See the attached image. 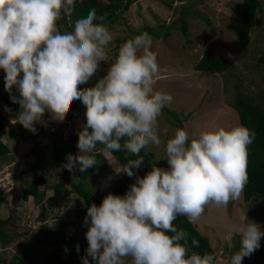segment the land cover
I'll return each instance as SVG.
<instances>
[{
  "label": "clouds",
  "instance_id": "1",
  "mask_svg": "<svg viewBox=\"0 0 264 264\" xmlns=\"http://www.w3.org/2000/svg\"><path fill=\"white\" fill-rule=\"evenodd\" d=\"M67 4L73 0H0V70L5 92L20 107L15 119L33 134L35 124H52H43L46 112L57 121L73 101L85 106V123L77 133L79 154H68L63 164L70 173H85L97 164L93 153L98 144L104 154L124 151L136 157L149 144L160 146L158 118L173 97L154 91L159 69L147 33L121 45L93 87L79 88L108 60L113 37L95 9L80 14L71 32H61L56 22L62 10L71 13ZM13 89L18 96L11 94ZM61 123L68 121L53 124ZM252 139L247 128L236 126L201 131L189 143L187 131L176 129L165 146L167 169L154 165L143 177L136 176L123 196L109 193L99 206L87 207L88 247L82 264H89L87 257L94 264H216L211 254L189 255L187 233L173 222L184 216L195 223L210 202L227 206L241 198ZM142 164V158L129 160L116 173L133 177ZM233 235H239L240 247L229 264H242L261 247L264 230L250 221L227 238ZM191 245L198 248L199 241L192 238Z\"/></svg>",
  "mask_w": 264,
  "mask_h": 264
},
{
  "label": "rangeland",
  "instance_id": "2",
  "mask_svg": "<svg viewBox=\"0 0 264 264\" xmlns=\"http://www.w3.org/2000/svg\"><path fill=\"white\" fill-rule=\"evenodd\" d=\"M163 2H166L169 8H166ZM261 2L264 5V0ZM241 3L242 0H136L110 31L113 39L106 51L107 61L111 63L123 45L119 44L121 38L128 36L129 39H133L138 30H143V33L147 34H150L149 30L155 31L153 35H149L152 38L150 50L157 57L159 69L154 77L153 88L154 91L172 95L173 101L166 109L174 114V117L167 118L165 110H162L156 129L161 144L160 146L149 144L144 149V152L154 159L156 167L167 169L166 142L174 136L178 128L187 131L190 143L201 131L221 127L230 130L241 126L235 111L229 107L235 92L261 99L264 104V65L259 63V58L264 57V13L257 16L250 33L249 47L244 52L239 47L235 30L240 22ZM183 23L186 27V37L181 31ZM57 27L61 32L65 31L62 25ZM165 32L170 36L164 38ZM159 35L161 37L157 38ZM209 52L216 53L230 64L223 74L206 76L194 71L195 64ZM1 76L4 84L3 71ZM11 94L17 95L15 89ZM63 121L67 122V111L63 118L57 121H50L47 112L43 117V124ZM81 129L78 122L68 124L63 138L68 140ZM14 132L16 130L10 125L0 134V140L10 152L6 158H0V177H9L12 185L11 188H4L5 182L0 180V192L2 191L9 199L6 204L3 197L0 200V219H5L12 213L14 226H11L9 231L23 237L15 239L14 243L6 248L7 254L3 257L9 260L10 256L15 254L24 264H44L56 252V248L44 244L51 242L53 246L64 250L58 253L63 264H75L70 257L66 259L68 256L66 253L75 252L74 244L69 241L63 242V238L66 237L60 235H72L88 247L85 238L87 225L83 223L86 208L73 194L65 205L57 206L45 219H41L40 208L31 200L23 201L21 193L26 188L30 176L27 169L35 161L29 151L31 142L38 143L42 140L43 146L46 142L40 136L31 138L27 134L20 136V140L13 137L11 140L10 134ZM40 147L43 148L41 145ZM100 154H104L103 151H100ZM46 156L49 157L47 152ZM104 156L110 161L105 172L90 181V184H95L98 188L107 186L104 184L105 178L109 181L111 171H115V175L112 173L113 177L118 172L110 155ZM43 169V172L39 173L43 174L44 178L51 179V182L58 177L56 170L51 166ZM118 176L123 178L122 173H117ZM51 195L52 192L46 193V197ZM68 208L76 210L78 216L67 219L64 215ZM245 216L264 230V204L260 201L245 204L242 194L239 200L230 201L227 206H216L210 202L205 206L204 214L193 223L199 233L208 239L215 254L216 264H229L240 237L239 235H233L232 239L227 237L229 233H235L240 226L250 222ZM49 233L59 236H51ZM39 240L44 243H39ZM260 244L264 249V237ZM3 249L0 247V253ZM76 255L82 264V258L86 256L80 252H76ZM24 256L27 259H23ZM88 261L90 264L89 259ZM248 263L264 264V257L249 258ZM128 264H131L130 260Z\"/></svg>",
  "mask_w": 264,
  "mask_h": 264
},
{
  "label": "trees",
  "instance_id": "3",
  "mask_svg": "<svg viewBox=\"0 0 264 264\" xmlns=\"http://www.w3.org/2000/svg\"><path fill=\"white\" fill-rule=\"evenodd\" d=\"M136 0H73V4H67V8L72 9L71 13L65 12L62 10L60 18L57 20V26H63L65 31L71 32L72 25L75 19L79 17L80 14L84 13L88 9H95L96 15L98 17H103L102 23L109 29L112 30L115 27L116 23L119 22L120 17L125 14L132 4ZM166 8H169L166 2H163ZM240 22L236 27V37L239 47L242 51H247L250 44V33L256 18L258 15L264 13V5L261 0H242L240 7ZM94 23H101V21H94ZM184 37H186V27L185 23L181 28ZM122 32H125L122 30ZM155 31L149 30L148 35H153ZM136 36L143 34V30H138ZM141 33V34H140ZM164 38L170 36L168 32H165ZM128 37V36H127ZM121 38L119 44H124L128 41V38ZM161 35L157 36V38ZM130 40V39H129ZM259 63L264 65V57L259 58ZM111 62L105 61L101 62L100 67L94 77L90 79L88 84L78 85L79 88L93 87L98 79L102 78L106 72ZM230 64L222 57L217 55L214 52H209L204 55L194 66V71L202 73L206 76H215L223 74ZM2 70H0V134L8 126H13L16 130L14 134H10V139L17 140L20 136L29 135L31 138H34L36 134L40 136L45 142V146L41 149L39 148V143L32 141L29 151L33 158H35L34 163L27 169L30 173L29 182L26 188L22 191L23 201H32L34 205L40 208L39 216L41 219H45L49 212L54 210L57 206L65 205L71 195H76L78 200L82 202L83 206L87 209L91 204H96L99 206L102 199L109 193L113 195L123 196L125 192L129 189V186L135 183L136 176L143 177L148 171L151 170V167L154 166V159L147 155L144 152V149L140 152L139 157L127 154L124 151L112 152L110 153V158L115 162V169L120 170V168L128 163L129 160H135L137 158H142L144 164L140 168L135 169V175L133 177H128L123 174V178L113 177V172L109 174L110 179L105 178L106 187L101 186L98 188L95 184H90V181L102 173L105 172L109 160L105 158L104 154H100L102 151V146L97 145L96 151L93 153L97 164L89 168L87 172L81 173L78 169H74L73 172L63 168V164L66 163V156L68 154L78 155L79 149L77 148L78 135L65 140L63 138L64 130L67 128L68 124H73L78 122L81 127L85 123V106L79 101H73L67 109V121L68 124H48L42 125L41 123L35 124L34 126L37 129L36 134L25 130L21 125L18 124V121L15 119L20 111L18 104L12 103L10 100L9 93L5 92L4 84L1 79ZM18 96V93L17 95ZM232 108L238 118L239 124L247 128L252 134L253 139L251 144L247 146V176L248 182L242 192L243 202L245 204L251 201H260L264 204V104L261 99L251 97L248 95H242L238 92H235L233 101L229 106ZM10 110V111H9ZM166 112V117H174V114L168 112L166 107L163 109ZM82 130V129H81ZM24 134V135H23ZM14 135V136H13ZM9 139V140H10ZM10 140V141H11ZM123 142V141H122ZM46 152L49 154V157L46 156ZM10 154L7 146L0 140V158H6ZM53 167L58 177L51 182V179L43 176L39 172H43V168ZM74 177H79L78 179H73ZM117 178V179H116ZM47 192H52V195L46 197ZM13 194V192H12ZM3 199L7 202L6 196L4 197L0 193V200ZM70 211H75L71 209ZM68 211V212H70ZM65 213L64 216H66ZM14 216L11 213L5 219H0V247L4 248L0 253V264H24L21 258L17 257L15 254L11 255L9 260L5 256L6 248L13 244L15 239H21L23 236H17L15 233H11L9 228L13 225ZM174 226L178 230H183L187 233L188 239V248L189 255L192 252L203 254H211L215 257V254L210 246L208 239L202 236L197 227L193 223H189L187 218L184 216H178L177 219L173 222ZM51 236H59L57 234H51ZM173 235V233H169ZM25 236V235H24ZM61 237L64 241H69L74 244L75 252L66 253L72 259L75 264H80L77 259L76 252H80L83 255L86 254L87 246H84L82 242L75 239L72 235L61 234ZM192 238H195L199 241V247H193L191 245ZM39 243H44V241L39 240ZM183 243V241H181ZM45 245H51L55 249V254H52L44 264H63L59 252H64L61 247L53 246L51 242L44 243ZM240 241L238 242L237 248L234 249V254L239 250ZM252 257L263 258L264 249L259 248L251 256L245 257L242 261V264H249L248 259ZM27 259V257H23ZM66 259L64 261H66ZM90 264H94L91 257H88ZM129 260H126L128 264Z\"/></svg>",
  "mask_w": 264,
  "mask_h": 264
},
{
  "label": "built area",
  "instance_id": "4",
  "mask_svg": "<svg viewBox=\"0 0 264 264\" xmlns=\"http://www.w3.org/2000/svg\"><path fill=\"white\" fill-rule=\"evenodd\" d=\"M7 175V174H6ZM2 177V176H1ZM0 177V180H2V181H4L5 182V184L3 185L4 186V188H11L12 187V185H11V181H10V178L9 177H7V176H5V178H1ZM0 193H2V195L3 196H5L4 194H3V192L1 191Z\"/></svg>",
  "mask_w": 264,
  "mask_h": 264
},
{
  "label": "crops",
  "instance_id": "5",
  "mask_svg": "<svg viewBox=\"0 0 264 264\" xmlns=\"http://www.w3.org/2000/svg\"><path fill=\"white\" fill-rule=\"evenodd\" d=\"M18 151H19V150H18ZM6 203H7V202L5 201V204H6ZM65 211H66L65 213H67L66 216H65L67 219L76 218V217L78 216V213H77L76 210L73 212V211H70L69 208H68V210L66 209ZM68 211H70V212H68Z\"/></svg>",
  "mask_w": 264,
  "mask_h": 264
}]
</instances>
